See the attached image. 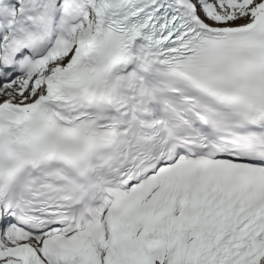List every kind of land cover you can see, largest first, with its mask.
Listing matches in <instances>:
<instances>
[{"label": "snow or ice", "instance_id": "1", "mask_svg": "<svg viewBox=\"0 0 264 264\" xmlns=\"http://www.w3.org/2000/svg\"><path fill=\"white\" fill-rule=\"evenodd\" d=\"M0 264H264V0H0Z\"/></svg>", "mask_w": 264, "mask_h": 264}]
</instances>
